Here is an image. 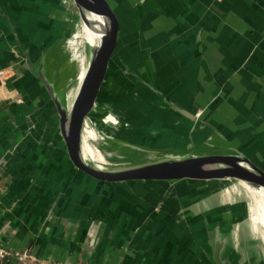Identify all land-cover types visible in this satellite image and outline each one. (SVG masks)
I'll return each mask as SVG.
<instances>
[{
	"label": "crops",
	"instance_id": "0c3cea01",
	"mask_svg": "<svg viewBox=\"0 0 264 264\" xmlns=\"http://www.w3.org/2000/svg\"><path fill=\"white\" fill-rule=\"evenodd\" d=\"M110 1L130 32L128 68L143 62L139 54L146 36L126 13L133 11L149 21V39L157 53L148 68L150 74L154 70L152 79L163 96L172 100L170 117L155 118L156 137L182 156L238 153L264 168V0ZM60 2L0 0V246L26 249L41 262L218 264L214 245L222 240L219 254L224 264H264V242L244 246L247 238L241 234L238 247L247 255L242 263H235L232 255L237 249L233 229L244 201L241 192L233 201L228 187L243 188L239 179L193 178L209 186L207 194L195 189L184 194L182 189L174 197L171 191L158 195L169 179L129 182L91 171L107 191L133 196L116 201L80 179L67 149H46L47 139L61 143L59 118V133L53 135L44 130L47 118H27L24 106L30 88L45 95L38 71L56 92L42 54L31 56L28 44L29 34L39 35L55 22ZM18 10L23 13L18 15ZM25 11L33 16L28 18ZM110 45L117 47V41L106 21V49ZM117 57L116 48L107 57L93 106L114 73ZM14 71L21 79L17 87ZM153 99L159 105L160 100ZM252 210L251 225L264 224L255 196ZM227 211L230 215L222 217ZM9 264L32 263L24 259Z\"/></svg>",
	"mask_w": 264,
	"mask_h": 264
},
{
	"label": "rangeland",
	"instance_id": "374dc122",
	"mask_svg": "<svg viewBox=\"0 0 264 264\" xmlns=\"http://www.w3.org/2000/svg\"><path fill=\"white\" fill-rule=\"evenodd\" d=\"M109 2L110 4L112 3L110 0ZM58 8L59 14L57 13L54 17L55 22L52 21L51 26H45V32L40 31L39 35L29 34L30 39L28 51L31 56H35V53L37 52L38 54H42L41 56L44 58L43 60L41 58L44 63L43 67H45L48 77L51 78L50 80L54 86L56 96L62 105L66 106L69 104L70 95L76 89L77 91L74 93L76 96L83 86L82 83L84 78L89 76V69L87 68L84 70V59L86 53L84 52V47L79 39L85 31V34L88 37V47H90L92 33L82 24L80 9L74 0H61ZM125 8L128 9L127 6H125ZM21 12L22 10H18V15H20ZM129 12L131 15L128 12L126 13V15L129 16V20L137 22L139 28L141 27L140 29L146 36V44L143 51H140L139 54V58L143 62H139L140 60H138L139 63L137 66H130V68H127L126 72L123 73L124 75L118 71V64H116L114 73L112 74L109 83L89 113V118L93 117L92 122H94V127L90 136L85 133L86 140L84 141L85 144L95 149V151H102V164L115 171L134 168L139 165L154 163L167 158L182 156V154L175 151L176 148L174 149L171 146H166L165 141L156 137V133L159 131L157 130L158 123L155 118L170 117L168 114L171 113L172 104L170 101L172 100H167V98H165L167 96H163L164 93L158 89L157 82L155 83L152 79L154 78L153 74H155L154 70H152L153 72L150 74L151 70L149 71L148 68L152 64L150 63L151 58L156 52V50L152 48L151 40L149 39L151 33V28L147 26V22L149 21L146 17L145 19L140 17L138 13L133 11ZM28 13V18H31L33 16V12L25 11L24 14L26 15ZM49 18L50 17L48 15L45 19L46 23H50ZM121 20L122 22L124 21L123 19ZM77 30V38H75L74 34ZM126 30L128 31L130 37L128 28H126ZM116 48L117 47H113L110 54H113ZM19 51L21 52V50ZM118 60L119 57H117V62ZM82 71L83 76L80 79L79 77ZM12 75L14 87H17V83L21 81L20 76L16 74L15 71ZM39 82L43 88V86H45L44 83L42 81ZM114 85L119 86L116 92L113 88ZM142 88L144 91L140 90ZM29 91L27 105L24 106L27 118H31V120L34 118H47V121L45 120L44 130L48 133H52L53 135L55 134L54 132L58 134L59 130L56 122L59 118V113L55 104H53V99L48 90L45 89L44 96H40L35 93L36 91L33 88H30ZM145 93L149 94V96L147 97ZM107 94H114L110 103H104ZM153 97L157 98L158 101L160 100L159 105L158 103L155 104V102H153L155 100ZM19 112L21 113V109H19ZM109 115H111V117ZM49 118L52 119L50 120ZM35 125L36 124H34V126ZM60 139L61 143L58 144L57 140L56 145L53 140L47 139L46 149L61 145L60 147L63 148L62 151L66 150V145L62 135ZM88 167L94 174L101 175L107 179H118L117 177H110L106 176L104 173H99L90 167V165H88ZM207 179L215 181L219 179L236 180L238 178L226 175ZM123 180L130 182V180L133 179ZM169 180L170 183L168 185H165L163 188L158 190V195H160V193L164 195L162 193L164 191H171L172 196H180L178 194H182V189H184V194H187L190 190L194 189L198 192L202 191L207 194V191L210 189L207 184H203L202 182L197 183L193 178L188 176ZM240 182L244 185L248 194L246 193L245 188H242L238 184L228 187L233 194V201H236V193L238 192L242 193V200L244 201V205L241 207L238 215L239 223L236 225L237 227L233 229L236 236L234 246L237 248L234 251L235 253H232L235 263H242L245 259L244 256L247 255V252H242L241 255L240 248L242 247H238L240 245V234L247 238V243L243 244L244 246L249 245L248 247L254 248L256 244L264 242V224L258 221L253 222L252 220L254 226L251 225L249 213L253 214L251 207L254 205L255 196H253L254 192L251 191V182L249 181V185L244 184L242 181ZM255 190L259 192L256 187ZM222 214V217L230 215V213L228 214V211ZM252 253L255 254L253 251L251 254ZM263 254L261 253L259 256L260 261L263 259Z\"/></svg>",
	"mask_w": 264,
	"mask_h": 264
},
{
	"label": "water",
	"instance_id": "95a60500",
	"mask_svg": "<svg viewBox=\"0 0 264 264\" xmlns=\"http://www.w3.org/2000/svg\"><path fill=\"white\" fill-rule=\"evenodd\" d=\"M79 8L85 5H90L92 8L96 9L98 13L103 15L108 22L111 31L113 32L118 49V71L123 74L126 72L129 64V56L131 53V41L129 33L125 28L121 18L118 16L113 6L110 4L109 0H74ZM88 3V4H87ZM114 45H110L106 51L100 56L99 63V73L97 78V83L102 79L104 68L106 65L107 57L112 51ZM38 77L43 81L49 93L51 94L57 111L59 113L60 131L63 136L68 157L71 164L77 171L80 179L87 184L92 190L102 197L109 198L116 201H129L133 196L128 194L122 195L117 194L112 191H107L95 182L92 178L91 170L86 164V160L82 156L81 147L85 143V133L89 136L93 130L92 118H89V113L93 107L95 101V96L97 93V85L95 86L91 96L88 98L87 102L83 105L81 113L78 118L77 128L73 134L67 128V112L60 101L57 99L53 92L52 86L43 75L42 72L38 71ZM124 75V74H123ZM122 81V78H121ZM83 85V83H82ZM82 88L78 94L82 92ZM113 88L115 92L118 90L119 86L114 85ZM75 97H78L76 95ZM114 94H107L104 103H110ZM75 99V98H74ZM233 166L235 169L241 172L244 177L252 178L258 177L264 183V168L248 158L245 155L238 153H207L198 155H189L181 157H172L163 160H159L154 163H148L136 166L129 169H121L114 171L118 179H147L149 184L151 182H159L167 179H175L179 177L192 176L194 171L200 168H209L214 166ZM221 241H215L214 245V259L218 264H224L220 259L219 249L221 246Z\"/></svg>",
	"mask_w": 264,
	"mask_h": 264
},
{
	"label": "bare ground",
	"instance_id": "6f19581e",
	"mask_svg": "<svg viewBox=\"0 0 264 264\" xmlns=\"http://www.w3.org/2000/svg\"><path fill=\"white\" fill-rule=\"evenodd\" d=\"M79 9H80L81 22L85 27L88 28V30L91 31L92 37H91L90 47H88V37L86 36L85 31L81 37V43L84 47V52L86 53L84 59V65H85L84 70H86L87 68L89 69V76L84 78L82 92L80 94H77L78 97H75L74 93H76L77 91L75 89L74 92L70 95L69 104L63 106L64 108H66V112H67V120H66L67 128L71 131V134L73 135L76 131L78 118L83 108V105L87 102L95 86L98 84L97 78L99 76L98 73H99L100 56L106 51L105 17L100 13H98L96 9L92 8L90 5H85L83 7L81 6ZM82 76L83 73L80 75L79 78L81 79ZM81 151H82V156L86 160V163L90 165V167H92L99 173H104L106 176L116 177L114 172L115 170L109 169L102 164L101 162L102 151L101 152L99 150L95 151V149H93L92 147H90L85 143L82 144ZM226 175L234 176L246 185H249V181L251 182L252 189L256 198L258 216L261 217V215L263 214L264 217V209H263L264 183L258 177H252V178L244 177L240 171H238L237 169H235V167L230 165L200 168L195 170L193 175L190 177L213 178V177H221ZM255 187L256 189L259 190V192L255 190Z\"/></svg>",
	"mask_w": 264,
	"mask_h": 264
},
{
	"label": "built area",
	"instance_id": "2783aa9c",
	"mask_svg": "<svg viewBox=\"0 0 264 264\" xmlns=\"http://www.w3.org/2000/svg\"><path fill=\"white\" fill-rule=\"evenodd\" d=\"M24 259H29L32 264H66L63 261H45L41 262L37 260L35 257H32L28 251L22 250V251H14L11 250L7 247L0 246V264H3L5 260L9 262H15L17 263L18 261L24 260ZM74 264H89L88 262L81 261V262H76Z\"/></svg>",
	"mask_w": 264,
	"mask_h": 264
},
{
	"label": "trees",
	"instance_id": "16d2710c",
	"mask_svg": "<svg viewBox=\"0 0 264 264\" xmlns=\"http://www.w3.org/2000/svg\"><path fill=\"white\" fill-rule=\"evenodd\" d=\"M3 264H9V261L5 260V261L3 262Z\"/></svg>",
	"mask_w": 264,
	"mask_h": 264
}]
</instances>
